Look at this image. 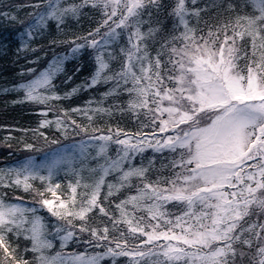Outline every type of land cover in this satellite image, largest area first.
I'll return each mask as SVG.
<instances>
[{
  "label": "snow or ice",
  "instance_id": "6c2138e0",
  "mask_svg": "<svg viewBox=\"0 0 264 264\" xmlns=\"http://www.w3.org/2000/svg\"><path fill=\"white\" fill-rule=\"evenodd\" d=\"M3 7L0 48L30 66L0 91L41 116L20 147L47 151L0 166V264H264V0ZM117 114L136 129L96 123Z\"/></svg>",
  "mask_w": 264,
  "mask_h": 264
},
{
  "label": "trees",
  "instance_id": "16d2710c",
  "mask_svg": "<svg viewBox=\"0 0 264 264\" xmlns=\"http://www.w3.org/2000/svg\"><path fill=\"white\" fill-rule=\"evenodd\" d=\"M24 3L25 0H0V11L5 10L3 7L4 5ZM29 10L30 9L27 8L19 9L17 12L18 19L23 18L24 14ZM90 23H94V21H90L88 17H81L79 23L75 21L72 22L69 30L79 34L87 30ZM18 26V20L15 22L9 21L8 23H5L2 19H0V34L7 35L12 32L14 28H18ZM0 43H2V41H0ZM41 43H46V41H41ZM64 47V44L56 46L57 50L60 51H63ZM74 63L76 62L73 61L72 63H68L67 68L72 69ZM79 63L83 65L82 70L79 73L74 74V80L69 82L68 87H71L72 83H79L80 80L86 77L91 71V67L89 66L87 59L81 60ZM21 66L27 67L30 65L26 63V60L23 57L17 58L15 54V45H12L9 49L0 48V89L7 88L11 84L20 80L21 77L19 76V69ZM105 87L106 86L101 83L99 86L87 90H81L72 99L71 103H69L68 100H62L54 103L63 104L67 107H71L74 104H82L90 97L99 98V93L103 92ZM16 96L17 93L13 91H0V166L11 164L13 160H20L26 155L31 153L38 154V152H42L47 149L40 144H37V148L39 149L38 152L35 150L29 152V150H25L20 147L21 137H24V139L28 142L35 143L32 139L33 133L31 130L36 128L41 116L30 104L12 103V100H14ZM47 115L51 118L52 113L49 112ZM75 118L78 120L82 119L80 116H76ZM96 123L99 126L105 127L108 123L113 125L119 123L122 127L132 128L133 130L137 127V122L132 121L128 116L121 117L119 114L110 120L108 118H105L104 120L96 119ZM24 129H27L28 131L25 132ZM41 130L48 132L49 135H51V131H54L47 129V127ZM71 139H73V137H69V140ZM61 142L66 143L67 141H63L61 138ZM58 179L62 182L61 190L66 191L68 177L65 176V174H60ZM12 196H14V193L9 191L6 198H11ZM25 201L28 202L27 196H25ZM68 249L82 251L83 246H78L76 243L70 242Z\"/></svg>",
  "mask_w": 264,
  "mask_h": 264
},
{
  "label": "rangeland",
  "instance_id": "374dc122",
  "mask_svg": "<svg viewBox=\"0 0 264 264\" xmlns=\"http://www.w3.org/2000/svg\"><path fill=\"white\" fill-rule=\"evenodd\" d=\"M111 152H112V153H114V152H115V146H114V145H113V146H112V148H111ZM33 158H34V159H36V160H39V159H41V157H39V158H36V157H34V156H33ZM137 162H138V161H137ZM37 183H38V181H37ZM58 245H59V243H58L57 245H54V248H53L52 250H50V251H55V250H56V248L58 247Z\"/></svg>",
  "mask_w": 264,
  "mask_h": 264
}]
</instances>
